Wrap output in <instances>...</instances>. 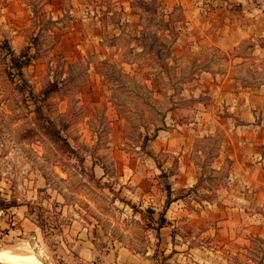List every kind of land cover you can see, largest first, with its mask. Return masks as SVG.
I'll return each instance as SVG.
<instances>
[{
  "label": "rangeland",
  "instance_id": "obj_1",
  "mask_svg": "<svg viewBox=\"0 0 264 264\" xmlns=\"http://www.w3.org/2000/svg\"><path fill=\"white\" fill-rule=\"evenodd\" d=\"M20 1L19 19L4 18L0 8V253L39 264H141L146 257L150 264H264L261 216L238 220L226 248L217 230L201 236L186 219L163 218L176 161L170 165L148 150L158 130L203 117L204 70L243 85L264 84V38L245 40L229 55L201 51L175 0H89L104 25L94 38L80 0H70L79 11L72 15L66 1ZM128 4L139 26L123 24L113 37ZM57 12L62 16L54 19ZM129 62L135 66L123 64ZM133 68L134 78L126 75ZM145 77L150 86H139ZM216 129L196 143L207 156L221 140L222 128ZM206 162L194 188L174 193L195 210L223 186L222 174ZM205 206L208 216H193L194 222L210 218L212 224L214 215L217 224L223 212ZM161 226L167 234L160 235ZM204 242L213 256L193 251ZM85 251L92 261L81 256Z\"/></svg>",
  "mask_w": 264,
  "mask_h": 264
},
{
  "label": "crops",
  "instance_id": "obj_2",
  "mask_svg": "<svg viewBox=\"0 0 264 264\" xmlns=\"http://www.w3.org/2000/svg\"><path fill=\"white\" fill-rule=\"evenodd\" d=\"M54 1L52 0V3ZM65 1L69 5L72 4L70 0H57L58 4ZM88 1L80 0L78 9L80 8L85 16H90L84 17L82 21L96 28L91 35L95 38L99 35L98 30L102 31L104 25L102 20L90 11ZM0 2L4 18L19 19L21 17L23 4L20 0H0ZM175 3L182 13L183 22L192 30L188 38L193 43L199 44L201 51L214 48L220 54L229 55L245 40L264 38V0H175ZM119 5L122 6V4ZM128 8L129 14H126L123 9L122 19L114 21L117 24L113 37L121 35L120 26L123 24L128 26L127 30L131 29L133 24L139 26L135 23L138 22V17L131 12V4H128ZM17 9L19 15L15 12ZM78 9L77 6L71 5L69 14H76L79 12ZM61 12L59 14L57 12L54 19L61 17ZM214 25L217 26L216 30L212 27ZM66 29L69 33L73 31V28ZM86 30L87 36L90 31L88 28ZM17 32L15 30V36L19 34ZM105 54L107 53L102 55L104 58ZM123 64L131 68L135 66L134 62ZM126 75L134 78L137 75L136 70L130 69ZM137 82H141L142 85L139 86H150L146 77L143 80L140 78ZM144 83L146 85H143ZM199 83V92L206 96L209 104L202 113L203 117L198 120V124L192 122L177 125L169 130H158L155 138L150 141L148 150L154 155L162 154L169 158L170 165H173L174 160L176 161L173 173L169 174L167 182L171 192L170 204L163 209L164 212L161 211L163 213L161 216L168 221L186 219L192 222L190 228L193 231H199L201 236H208L209 232L217 230L226 248L225 244L235 237L239 226L238 220L251 216L264 218V84L243 85L234 76L220 77L210 74L207 70L200 75ZM217 126L222 128L221 140L214 154L207 156V150L200 148L196 143L200 139L213 138L215 132H219L216 129ZM203 161H207L206 167L214 173L222 174L223 186L211 190L214 192L211 197L212 202L201 201L204 207L195 210L185 206L181 199L175 198L174 193L182 190L189 191L196 186L199 180L198 175H200L199 166ZM148 184L151 186L154 181L150 180ZM205 192L209 191L206 190L203 193ZM206 204L223 212L224 215L217 217L219 220L217 224L214 222L216 220L214 215L211 216L212 224L209 222L210 218L206 222L205 220L199 222H204L201 225L194 222L193 216H208L210 210L206 208ZM251 208L254 212L249 211ZM23 222L22 226H25ZM30 226L33 227V224L29 225V229L34 231ZM244 226L249 227L246 230L249 234L251 226L249 224ZM165 229V226L159 228L160 235L167 234ZM204 243H200L199 248L193 251L206 252L213 256L214 249L211 248L210 243ZM81 256L89 262L94 259L90 251L83 252ZM131 258L136 260L135 257H126L127 260ZM204 258L210 259L207 255ZM131 262L135 264V261ZM152 262H154L152 259L146 257L140 263ZM205 262L207 263V260Z\"/></svg>",
  "mask_w": 264,
  "mask_h": 264
},
{
  "label": "bare ground",
  "instance_id": "obj_3",
  "mask_svg": "<svg viewBox=\"0 0 264 264\" xmlns=\"http://www.w3.org/2000/svg\"><path fill=\"white\" fill-rule=\"evenodd\" d=\"M0 263L8 264H39L33 257L30 256H15L11 254H2L0 253Z\"/></svg>",
  "mask_w": 264,
  "mask_h": 264
},
{
  "label": "trees",
  "instance_id": "obj_4",
  "mask_svg": "<svg viewBox=\"0 0 264 264\" xmlns=\"http://www.w3.org/2000/svg\"><path fill=\"white\" fill-rule=\"evenodd\" d=\"M17 65V67H18V69H21L22 67H26L27 65H28V61H25V62H23V63H17L16 64ZM168 197H169V194H168ZM4 201L1 199V196H0V204H2ZM170 202H168V204H169ZM168 204H166V205H168ZM13 206V205H12ZM4 207L5 208H8V207H11V205L9 206L8 204H5L4 205Z\"/></svg>",
  "mask_w": 264,
  "mask_h": 264
}]
</instances>
